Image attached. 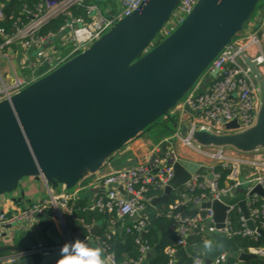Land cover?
<instances>
[{"label":"water","instance_id":"water-1","mask_svg":"<svg viewBox=\"0 0 264 264\" xmlns=\"http://www.w3.org/2000/svg\"><path fill=\"white\" fill-rule=\"evenodd\" d=\"M178 2L145 0L139 11L118 22L86 51L0 103V196L12 193L25 178L40 177L69 190L84 175L98 172L111 156L159 119H168L169 112L242 31L260 0H199L175 30L150 49ZM239 58L260 88L255 125L237 132V122L232 121L224 125L229 133L198 131L193 140L205 147L252 153L264 150V80L256 60L243 53H239ZM185 110L193 114L188 107ZM186 133V128H182L180 134ZM165 151L166 146L162 145L151 161ZM136 162H126L122 167ZM169 163L173 176L161 196L151 201L152 207L166 205L192 176L205 172L204 167L195 163L173 158ZM206 178L213 180L211 174ZM249 187L252 188L249 195L264 202V188L253 183H244L230 198L243 195ZM237 206L247 229L264 238V230L256 228L250 219L246 201H238ZM206 210L212 212V220L204 225L207 231L213 227L224 232L229 207L214 200L190 208L191 212ZM95 232L96 227L93 235ZM207 235L212 233L208 231ZM46 238L55 245L61 244L51 230ZM33 245L0 249V264H54L62 258L60 252H52L45 257L28 254L8 260L11 255L7 254L27 253ZM262 253L264 249L242 252L236 260L250 264ZM155 254V249L148 251L146 260ZM184 257H188L185 250L176 255L177 259ZM204 264L211 261L205 260Z\"/></svg>","mask_w":264,"mask_h":264},{"label":"built area","instance_id":"built-area-1","mask_svg":"<svg viewBox=\"0 0 264 264\" xmlns=\"http://www.w3.org/2000/svg\"><path fill=\"white\" fill-rule=\"evenodd\" d=\"M87 1L41 0L33 14L26 8L22 10L23 15L28 17L26 24L19 21L14 22L12 25L14 30L11 33L0 28V52L17 48L19 52L17 60L21 68L36 65V68H31L30 76H16L11 63L12 77L0 72V103L86 51L87 46H91L106 35L118 22L139 11L145 2V0H117L120 10L103 15L96 5H90ZM198 2L199 0H179L162 30L166 37L192 13ZM4 19L3 7L0 6V22ZM8 20L13 21V17H8ZM55 20H61L59 28L56 31L41 34V30ZM248 39H250V44L256 43L255 38ZM56 43H59L61 47L70 46L66 56H58ZM239 53H243L241 41L233 40L213 60L201 78L172 110L175 111V115H179V122L176 124V138L178 146L182 148V157H187L185 153L198 154L201 161L189 157L187 162L198 164L205 169L204 174L192 176L191 180L173 195L174 198L168 207L166 216L176 224L175 231L178 237L176 247L181 250L186 251L190 246L187 241L189 237L204 238L208 231L212 234L218 232L213 227L207 231L204 226L206 222L212 220L210 210L199 211L193 216L184 212L189 207L208 201L219 200L229 207L226 230L220 233L230 236V215L237 212L243 228L241 235L259 237L255 232L247 229L237 203L228 204L226 200L235 189L244 183H253L264 188V150L254 151L259 153L258 156L263 155L257 160H251L246 157V153L236 151L237 154L229 155L226 148L205 147L193 140V134L198 131H206L215 135L229 133L224 125L232 121L237 122V132L245 131L255 125L260 108V88L249 68L240 60ZM252 60L257 61V69L264 80V54L261 53ZM213 73H216L215 77L212 76ZM186 107L193 114L188 113L185 110ZM182 128L187 130L185 136L180 134ZM169 140L165 139L153 152V154H158L162 145L166 146L165 153L157 160L151 161L150 157L144 162L137 161L132 166L112 171L104 176L101 182L107 188V192L98 197L87 210L106 215L115 214L119 219L137 217V220L129 225L126 231L141 235L147 227L144 208L154 199L148 197L147 194L149 191L162 192L172 178L173 168L169 163L172 158L174 161L183 160L179 157L181 155L175 153ZM201 162H206L208 165ZM216 167L230 170L228 179L233 182L231 186L225 189L218 188L217 182L220 176L214 172ZM241 167L254 170V177L248 181H239L237 176ZM208 174L213 177L211 182L206 178ZM118 186L124 191L123 196L118 192ZM251 189L249 187L240 196V200L246 201L250 219L256 228L264 230V202L256 195L250 196ZM199 191L202 193H197ZM128 196L131 197L130 200L127 199ZM73 201L72 197L66 194L56 196L49 191L48 199L41 203L31 204L23 210L12 213H0V239L6 227L34 223L35 220L49 212L55 217L60 231L58 236L61 239L60 245L36 242L27 253L17 254L15 257L10 256L8 260L11 262L28 254L45 257L52 252H60L65 243L69 246V254L76 255L75 242L79 241L85 245L90 239L91 226L74 216ZM83 231L87 234L84 238L82 237ZM136 242L140 244L139 240ZM98 244L103 249L106 264H117L114 254L109 253L100 240ZM141 252L146 253L148 249L142 246ZM165 254L170 258V264L173 263L177 255L176 248H167ZM192 260L193 264H204V260L199 255H192ZM227 260L228 257L222 254L211 264H226ZM234 264L240 263L236 261Z\"/></svg>","mask_w":264,"mask_h":264},{"label":"crops","instance_id":"crops-1","mask_svg":"<svg viewBox=\"0 0 264 264\" xmlns=\"http://www.w3.org/2000/svg\"><path fill=\"white\" fill-rule=\"evenodd\" d=\"M250 21V20H249ZM247 23L246 27L242 29L240 37L237 38L241 41V44L243 46V53L244 55L249 59H255L256 57L260 56L261 53L264 54V0H261V3H259V7L257 8V16L256 18ZM250 37L255 38L256 43L253 45L250 44ZM17 48H11L5 50V57L6 61L9 64L11 63V58L18 59ZM11 54V55H9ZM18 61V60H17ZM36 68V65H30L29 68ZM11 73L12 70L10 69ZM13 72L15 70L13 69ZM5 74H8L9 77L12 76L9 74V72L5 71ZM16 75V72H15ZM17 76V75H16ZM164 141V140H163ZM163 141H159L157 143H153L152 140L146 138L143 136V134L139 135L136 139L129 142L127 145H125L122 149H120L118 152H116L113 156L110 157L112 159L115 157L116 159H119L121 164H118L119 166H114L111 164L110 159L104 164V166L98 170L95 174H89L84 175L82 178V181L74 188L72 189H66L63 185L57 183V182H45L40 177L35 178H25V180H21L16 189L10 193V197L6 196H0V213L6 212V213H12L15 211L23 210L30 206L31 204L35 203H41L48 199L49 197V191L53 193V195L59 196L62 194H66L74 200L73 203L75 206L79 207L78 213L88 214V213H94L91 211H88V207L93 205L96 199L102 195H104L107 192V188L103 186L101 179L110 174L112 171H116L119 169H122V165L129 161L137 160L138 162H144L148 158H150L153 155V152H155L156 148L162 144ZM228 150L229 155H235L236 151ZM252 152V153H246V157L249 159L257 160L258 157H260L263 154ZM183 160H187L189 157H182ZM198 160V159H197ZM196 160H192V162ZM201 161V160H198ZM205 165H208L206 162H201ZM121 166V167H120ZM254 177V170H252L249 167H241L239 174L237 176V179L239 181H248ZM118 192L120 195L122 194L120 189L121 187H117ZM47 196V198H45ZM123 196V195H122ZM45 198V199H44ZM230 198V197H229ZM146 220H147V227L144 234L141 236H144L147 229L149 227L154 226V220L156 219V216L160 214V209L158 207H152L150 204L146 205L143 211ZM198 213V212H196ZM103 218L98 220H93L91 223V232H90V239L89 241L84 245L86 248H95L100 247L98 244L99 238L96 236L97 233L104 232H114V221L111 219V217L108 215H102ZM83 221V220H82ZM134 222V219H126L125 222L122 223L123 227H127V225H131ZM96 227L95 235H93V229ZM19 231V234L16 236L14 231ZM53 231L55 235L59 236L60 231L59 227L57 225L55 217L52 215V213H47L45 216L38 218L34 221V223L31 224H24V225H16V228L14 229V226L6 227L4 235L0 239V249H4L5 247H20V246H26L30 244H34L36 242H41L44 244L52 243L46 238V233L48 231ZM203 239V242L200 246H189L186 249V252L188 256L192 255H199L202 257V259L209 260L211 263L220 255L224 254L228 258H236L239 253H235L232 248L229 245V236L220 233L215 232L211 236L205 235ZM205 240H212L213 241V251L210 253H206L203 250V243ZM222 245V247H217L216 245ZM262 250V249H260ZM251 251V249L249 250ZM18 253H11L7 255L16 256ZM156 255V254H155ZM259 258L264 259V253L260 255ZM146 259V255H145ZM102 261H104V255H102ZM177 258L174 260V263H176ZM237 261V260H236ZM54 264H61V261L55 262Z\"/></svg>","mask_w":264,"mask_h":264},{"label":"trees","instance_id":"trees-1","mask_svg":"<svg viewBox=\"0 0 264 264\" xmlns=\"http://www.w3.org/2000/svg\"><path fill=\"white\" fill-rule=\"evenodd\" d=\"M40 2L41 0H0V6L3 7L5 14V19L0 22V28H4L6 32L11 33L14 30L12 26L14 22L19 21L22 24H26L28 22V17L23 15L22 10L26 8L31 14H33L35 8ZM10 16L13 17V21L8 20V17ZM60 25L61 20H55L43 28L41 34L56 31ZM162 39H157L155 41V46L160 44ZM214 172L220 176L217 182L219 189H225L233 184V182L228 179L230 176V170L216 167ZM197 193H202V191ZM204 193H206V191H204ZM161 194V191H149L147 196L150 198H156L160 197ZM236 197H239V200L241 198L240 196ZM173 198L174 197L172 196L166 205L159 206L160 214L156 216L154 226L149 227L143 237L136 232L127 233L126 228L129 226H122V223L126 220L125 218L119 219L115 214L109 215L115 223L114 232L104 233L100 231L96 236L99 238L100 243L107 247V251L114 254L117 264H170V258L165 254V250L167 248H176L177 253L181 251V249L176 247V242L178 240L175 231L176 224L172 219H169L166 216L169 204L172 202ZM234 198H230L231 204L237 203L238 200H232ZM260 203H262V201H260ZM189 208L184 210L187 215L193 216L197 214L196 212H191ZM79 210V207H74V216L83 220V222L88 225H91L93 220L100 221V219L103 218L102 215H106L98 212L83 214L78 213ZM200 214L203 215V213ZM229 221V245L235 253H247L250 249H264V238H252L241 235L243 228L240 223V215L237 212L231 213ZM86 236L87 234L83 231L82 237L84 238ZM137 240L140 241V244L136 242ZM187 241L190 246H200L203 239L194 236L189 237ZM142 246L147 248L148 251L155 249L156 255L149 260H146L145 255L147 252H141ZM234 263H236V258H228L226 264ZM171 264H193L192 256L179 258L176 263L173 262ZM250 264H264V259L259 258L258 260L251 261Z\"/></svg>","mask_w":264,"mask_h":264},{"label":"rangeland","instance_id":"rangeland-1","mask_svg":"<svg viewBox=\"0 0 264 264\" xmlns=\"http://www.w3.org/2000/svg\"><path fill=\"white\" fill-rule=\"evenodd\" d=\"M87 3L90 5H96L103 15H106L109 12H113V13L118 12L120 10V5H119V2L117 0H88ZM260 3H261V0H260ZM258 7H259V5L257 6V8ZM257 8L255 9L254 13L252 14L249 22L253 21L256 18ZM246 25L243 27V29L246 27ZM108 33H109V31L107 32V34ZM240 34H241V32L234 38V40H237V38L240 37L239 36ZM163 37H165V38H163ZM167 37L164 35V32L161 31V33H159L154 38V40L152 41L150 49H152L155 46V44H156L155 41L157 39L163 38L161 40V42H162ZM55 46L57 47L59 57H64L68 54V50H69L70 46L61 47L59 43H56ZM89 47L90 46H87V48H89ZM4 55H5V51L0 52V72L3 74L5 71H7L12 76L8 62L6 61V59L3 58V57H5ZM9 55H11V54H9ZM1 56H3V57H1ZM75 57H73V58H75ZM10 58H11V66L15 70L17 76H20V77L30 76L31 70H30L29 66H26L25 68H21L18 64L17 59H13V57H10ZM73 58H71V59H73ZM178 122H179V115H177V114L175 115V111L171 110L168 114V119H166L165 117L159 119L156 123H154L148 129H146L142 134L144 137L152 140L153 143H157V142L163 141L165 139H170L169 142H170V144L173 145V149H174L175 153L181 155L182 154V152H181L182 148L180 146H178L177 138H176V134H177L176 124H178ZM226 149L233 150L231 148H226ZM185 154L187 157H190V158L196 159V160L197 159L200 160V156L198 154H195V153H189V154L185 153ZM110 161H111V164H113L114 166H119L118 164H121L119 159H116L115 157L110 159ZM23 180H25V179H23ZM3 196L10 197L9 194H5ZM45 198H47V196ZM232 200L233 201H237V200L239 201V197H235ZM230 201H231L230 198L226 200V202L228 204H231ZM15 228H16V226H14V229ZM14 233L17 236L19 234V231L15 230Z\"/></svg>","mask_w":264,"mask_h":264},{"label":"clouds","instance_id":"clouds-1","mask_svg":"<svg viewBox=\"0 0 264 264\" xmlns=\"http://www.w3.org/2000/svg\"><path fill=\"white\" fill-rule=\"evenodd\" d=\"M217 247H222V245L217 244ZM74 250L76 255L69 254V246L65 243L61 249L60 253L62 258L60 259L61 264H103L102 255L103 249L100 247L86 248L83 243L76 241ZM203 250L206 253L213 251V241L205 240L203 243ZM23 255V254H22Z\"/></svg>","mask_w":264,"mask_h":264},{"label":"bare ground","instance_id":"bare-ground-1","mask_svg":"<svg viewBox=\"0 0 264 264\" xmlns=\"http://www.w3.org/2000/svg\"><path fill=\"white\" fill-rule=\"evenodd\" d=\"M191 208V207H190ZM190 208H189V210H190ZM150 251V250H149ZM147 254V253H146Z\"/></svg>","mask_w":264,"mask_h":264}]
</instances>
